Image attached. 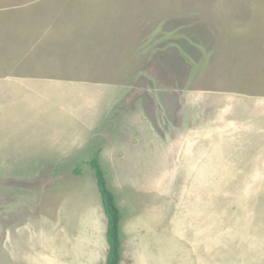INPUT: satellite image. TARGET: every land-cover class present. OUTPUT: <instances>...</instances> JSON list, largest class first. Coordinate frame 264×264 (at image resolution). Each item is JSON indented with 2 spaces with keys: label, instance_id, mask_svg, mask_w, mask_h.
<instances>
[{
  "label": "rangeland",
  "instance_id": "obj_1",
  "mask_svg": "<svg viewBox=\"0 0 264 264\" xmlns=\"http://www.w3.org/2000/svg\"><path fill=\"white\" fill-rule=\"evenodd\" d=\"M264 264V0H0V264Z\"/></svg>",
  "mask_w": 264,
  "mask_h": 264
},
{
  "label": "trees",
  "instance_id": "obj_2",
  "mask_svg": "<svg viewBox=\"0 0 264 264\" xmlns=\"http://www.w3.org/2000/svg\"><path fill=\"white\" fill-rule=\"evenodd\" d=\"M95 173L98 189L101 195L104 211L108 218L107 239L109 253L107 264H120L122 260L121 222L123 215L118 206L117 198L109 188L105 172L100 161V152L88 162Z\"/></svg>",
  "mask_w": 264,
  "mask_h": 264
}]
</instances>
